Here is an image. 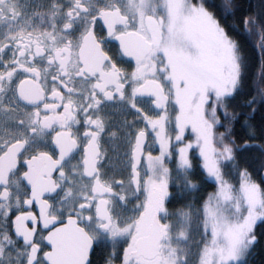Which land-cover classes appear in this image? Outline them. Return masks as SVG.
<instances>
[{"label":"snow or ice","instance_id":"snow-or-ice-1","mask_svg":"<svg viewBox=\"0 0 264 264\" xmlns=\"http://www.w3.org/2000/svg\"><path fill=\"white\" fill-rule=\"evenodd\" d=\"M0 264H264V0H0Z\"/></svg>","mask_w":264,"mask_h":264},{"label":"water","instance_id":"water-1","mask_svg":"<svg viewBox=\"0 0 264 264\" xmlns=\"http://www.w3.org/2000/svg\"><path fill=\"white\" fill-rule=\"evenodd\" d=\"M62 231L69 233V237L65 248V258L68 260L74 259L79 252V241L75 237V233L73 230L68 229Z\"/></svg>","mask_w":264,"mask_h":264},{"label":"trees","instance_id":"trees-1","mask_svg":"<svg viewBox=\"0 0 264 264\" xmlns=\"http://www.w3.org/2000/svg\"><path fill=\"white\" fill-rule=\"evenodd\" d=\"M257 259H259V257H257Z\"/></svg>","mask_w":264,"mask_h":264}]
</instances>
